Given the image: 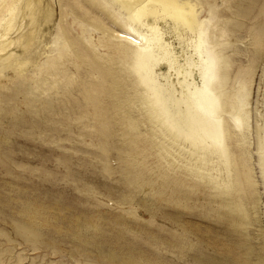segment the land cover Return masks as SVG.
Masks as SVG:
<instances>
[{
    "label": "rangeland",
    "instance_id": "rangeland-1",
    "mask_svg": "<svg viewBox=\"0 0 264 264\" xmlns=\"http://www.w3.org/2000/svg\"><path fill=\"white\" fill-rule=\"evenodd\" d=\"M181 1L167 52L112 0L4 1L0 264H264V0Z\"/></svg>",
    "mask_w": 264,
    "mask_h": 264
},
{
    "label": "bare ground",
    "instance_id": "bare-ground-1",
    "mask_svg": "<svg viewBox=\"0 0 264 264\" xmlns=\"http://www.w3.org/2000/svg\"><path fill=\"white\" fill-rule=\"evenodd\" d=\"M4 1H6V0H2V4L0 5L1 7H0V15L3 13V11H7L8 10V7H6V5H4L3 3H4ZM10 1V3L11 4H13L14 2H13V0H9ZM113 2H114V4H117V7H118V10L120 11V12H124V14L126 15V19H127V22H129V23H133V25L134 26H137L138 28H141V29H145V31L147 32L146 34L149 36L148 37V39H149V41H151V43H155V44H157L158 46H159V48L161 49V50H163V51H165V52H167V46L168 45H164L163 43H160V41H161V39H162V35H163V32L161 31V28H160V23L161 22H164V23H166L165 21L166 20H170L171 22H173L176 26H178V27H182V28H184V29H187V30H189V31H191V32H193L194 31V27H195V24L197 23V18H196V12H195V9H194V6L192 5V4H190L188 1H181V0H112ZM16 3V2H15ZM12 9V8H11ZM25 13H27V12H25ZM24 13V14H25ZM10 14H14L13 13V11L11 10L10 11ZM49 14H50V12H49ZM6 14L4 13V16H5ZM8 15V14H7ZM15 16H13V18H14V20H13V24H15V22L17 21V20H20V18H21V13H19V12H16L15 14H14ZM11 16V15H10ZM24 17V16H23ZM29 17V16H28ZM3 18H5V17H3ZM12 17H11V19H13ZM5 19H7V18H5ZM24 19L26 20V18L24 17ZM1 20V19H0ZM36 20V19H35ZM23 21V20H22ZM11 23H12V21H10ZM9 24V23H8ZM11 25V24H10ZM10 25H7V26H10ZM25 25V24H24ZM38 25V24H37ZM36 25V26H37ZM4 26V25H3ZM6 26V25H5ZM7 28V27H6ZM5 28V29H6ZM138 28H137V30H138ZM4 29V28H3ZM144 31V32H145ZM7 32V31H6ZM5 32V33H6ZM9 32V31H8ZM3 32H1L0 31V34H2ZM39 33H41V32H39ZM7 34V33H6ZM5 34V35H6ZM18 34H20V33H17L16 32V35H15V41H14V43H15V45H14V47H21V45H22V43H23V41L22 40H24V39H22L21 38V36H18ZM27 34H29V33H27ZM145 34V35H146ZM30 35V34H29ZM28 35V36H29ZM39 35V34H38ZM116 35V37H118V38H120V39H122V40H126V41H128V42H130V43H134V44H138V43H141V41H139L138 40V38L137 37H132L131 36V34L129 33V32H127V31H125V30H122V31H117V33L115 34ZM142 35V34H141ZM4 36V35H3ZM7 36V35H6ZM24 36H26V35H24ZM36 35H33L32 36V38H36L35 37ZM40 36V35H39ZM29 37H31V36H29ZM38 37V36H37ZM145 36H144V34H143V36L140 38V39H143ZM1 38H3V37H0V39ZM144 39H146V38H144ZM13 41V40H12ZM12 41H10L9 43H11ZM26 41V40H25ZM28 41H30V40H28ZM38 41V40H37ZM4 42H6V40L4 39ZM4 42H1V43H4ZM8 42V41H7ZM27 42V41H26ZM8 43V44H9ZM7 44V45H8ZM28 44V43H27ZM45 44V43H44ZM153 44H152V46H153ZM25 45V44H24ZM156 45V46H157ZM1 46V45H0ZM27 46V45H26ZM37 46V45H36ZM4 47H6V45L5 46H3V48ZM33 48H34V46H33ZM36 48V47H35ZM163 51H161L162 53H163ZM25 52H27V51H25ZM29 52V51H28ZM3 54V52H2V49H1V47H0V63H2V62H4L5 60H4V58H3V56L4 55H2ZM168 54V53H167ZM170 54V53H169ZM169 56V55H168ZM6 57V56H5ZM165 57V56H164ZM171 57H172V55H171ZM170 57V58H171ZM174 57V56H173ZM28 58V57H27ZM167 59H168V57H166ZM9 60V59H8ZM25 60V59H24ZM28 60V59H27ZM27 60H26V62H27ZM167 61V60H166ZM171 61H173V59L172 60H170V61H168V62H170L171 64H172V62ZM7 62V61H6ZM25 61L24 62H22V63H26ZM176 61L174 60V63H175ZM12 63H20V60H14V62H12ZM30 63V62H29ZM167 63V62H166ZM220 63V62H219ZM219 63H217L218 65H219ZM180 64V63H179ZM188 64V66H189V63H187ZM167 65V64H166ZM169 65V64H168ZM173 65V64H172ZM177 65V64H176ZM216 65V64H215ZM170 66V65H169ZM217 66V65H216ZM222 66V65H221ZM174 67H175V64H174ZM179 67V66H178ZM183 67V66H182ZM212 67H214V66H212ZM3 68V67H2ZM170 68V67H169ZM168 68V69H169ZM173 68V67H172ZM217 68V67H216ZM174 69H176V67L174 68ZM173 69V70H174ZM180 69V68H179ZM188 69V68H187ZM189 70H190V67H189ZM213 70V69H212ZM170 71H172V69L170 70ZM177 71H178V69H177ZM177 71H174V72H177ZM180 71V70H179ZM186 71V69L183 71V72H185ZM224 71V70H223ZM190 72V71H189ZM188 72V73H189ZM213 72V71H212ZM165 73V72H164ZM180 73V72H179ZM216 73V72H215ZM224 73H227L226 71H224ZM175 74V73H174ZM191 73H189V74H187V75H190ZM169 75V74H168ZM171 75V74H170ZM182 75V74H181ZM215 75V74H214ZM178 76H180V75H178ZM216 76V75H215ZM228 76V75H227ZM185 77V76H184ZM188 77H190V76H188ZM177 78H179V77H177ZM182 78V77H181ZM181 78H180V80H181ZM185 79V78H184ZM212 79V78H211ZM174 80H175V77H174ZM183 80V79H182ZM181 80V81H182ZM216 80V79H215ZM1 81V80H0ZM178 81V80H177ZM185 81V80H184ZM187 81V80H186ZM227 81H228V79H227ZM244 81V80H243ZM174 83V82H173ZM179 83V82H178ZM187 82H185L184 84H186ZM191 83V82H190ZM189 83V84H190ZM211 83H212V81H211ZM213 83H216L215 81L213 82ZM241 83V82H240ZM239 83V84H240ZM172 84V83H171ZM175 84V83H174ZM188 84V83H187ZM186 84V85H187ZM188 84V85H189ZM217 84V83H216ZM177 85V84H176ZM175 85V86H176ZM183 85V84H182ZM215 85V84H214ZM241 85V86H240ZM239 86L240 87H242V85H243V83H241ZM245 85V84H244ZM172 86H174V85H172ZM190 86V85H189ZM208 86H209V84H208ZM227 86V85H226ZM180 87V86H179ZM188 87V86H187ZM186 87V88H187ZM239 87V88H240ZM190 88V87H189ZM218 88V87H217ZM238 88V87H237ZM236 88V89H237ZM243 88V87H242ZM244 88H245V86H244ZM191 89V88H190ZM207 89H208V87H207ZM206 89V90H207ZM236 89L234 90V91H236ZM241 89V88H240ZM213 90V89H212ZM212 90H210V91H212ZM244 90H246V88L244 89ZM186 90L184 89V92H185ZM188 91H189V89H188ZM188 91H186L185 93H187ZM194 91V90H193ZM197 91V90H196ZM196 91H194V93L196 92ZM208 91V90H207ZM233 91V92H234ZM239 91V90H238ZM180 92L181 91H178L177 93H179V95H180ZM232 92V93H233ZM2 92L0 91V97H2L3 95L1 94ZM183 93V92H182ZM198 93H199V91H198ZM228 93V92H227ZM227 93H226V95H227ZM230 93V92H229ZM228 93V94H229ZM238 93V92H237ZM184 94V93H183ZM188 94V93H187ZM193 94V93H192ZM196 95V94H195ZM245 95H247L246 93H244L243 94V92H240V93H238L237 94V96H235V99L234 98H232V96H231V98H229V99H227V104H225L226 105V107L225 108H228L229 109V111L231 112V110L232 109H234L235 107H237L238 106V103H241L242 104V102H244L245 101ZM201 97H203L202 95H200ZM199 96V97H200ZM177 97H178V95H177ZM196 97V96H195ZM195 97H193L194 99H195ZM198 97V98H199ZM200 97V98H201ZM227 97V96H226ZM230 97V96H229ZM181 98V97H180ZM192 98V97H191ZM197 98V99H198ZM205 98V97H204ZM207 98V97H206ZM228 98V97H227ZM218 99V98H217ZM189 100V99H188ZM200 100V99H199ZM198 100V101H199ZM226 100V99H225ZM247 100V99H246ZM181 101V100H180ZM187 101V100H186ZM179 102V101H178ZM206 102V101H205ZM209 102V101H208ZM181 103H183V102H181ZM186 103H188V101L186 102ZM185 103V104H186ZM202 103V102H201ZM225 103V102H224ZM223 103V104H224ZM196 104H199L198 102L196 103ZM195 103H194V105H196ZM205 104V103H204ZM245 103H243L242 104V106L244 105ZM246 104H247V101H246ZM245 104V105H246ZM184 105V104H183ZM188 105V104H187ZM201 105V104H200ZM208 105V104H207ZM244 105V106H245ZM209 106V105H208ZM211 106V105H210ZM241 106V105H240ZM183 107V106H182ZM189 107V106H188ZM191 107V106H190ZM194 107V106H193ZM196 107V106H195ZM204 107V106H203ZM212 107V106H211ZM224 107V106H223ZM184 108V107H183ZM187 108V107H186ZM186 108H185V110H186ZM205 108V107H204ZM224 108V109H225ZM227 109V110H228ZM188 110V109H187ZM186 110V111H187ZM192 110V109H191ZM203 110V109H202ZM226 110V109H225ZM244 110H245V108H244ZM195 111V110H194ZM193 111V112H194ZM246 111V110H245ZM195 112H197V111H195ZM207 112H209L208 110H207ZM216 112V111H215ZM247 112V111H246ZM199 113H200V111H199ZM199 113H198V115H199ZM202 113V112H201ZM194 114V113H193ZM213 114V113H212ZM189 115H190V113H189ZM202 115V114H201ZM207 115H209V114H207ZM247 115V114H246ZM245 115V116H246ZM191 116V115H190ZM193 116V115H192ZM214 116V115H213ZM202 117V116H201ZM207 117V116H206ZM205 117V118H206ZM229 117H231V116H229ZM193 119H195V122L196 121H198V122H196L197 124L201 121V119H203L204 118V116L200 119V120H198L199 118L197 117V116H195L194 115V117H192ZM192 118H190V119H192ZM208 118H211V117H208ZM207 118V119H208ZM226 118V117H225ZM232 118V117H231ZM231 118H230V120H231ZM243 118V117H242ZM239 115H236V122H237V124H236V126L237 127H240V124H241V122H242V119ZM206 120V119H205ZM209 120H211V119H209ZM226 120H227V118H226ZM189 121V120H188ZM208 121V120H207ZM232 121V120H231ZM244 121H246V120H244ZM192 122V121H191ZM193 122H194V120H193ZM209 122V121H208ZM235 122V123H236ZM246 123V122H245ZM199 124H201V123H199ZM206 124H207V122H206ZM233 124V123H232ZM191 125H192V123H191ZM194 125V127H195V123L193 124ZM203 124H201V126H202ZM209 125V124H208ZM200 126V127H201ZM207 126V125H206ZM210 126H213V125H210ZM236 126L234 125V127L236 128ZM207 127H209V126H207ZM198 128H199V126H198ZM203 127H201V129H202ZM213 128V127H212ZM204 129V128H203ZM233 128L232 127H229V126H227L226 127V129L225 130H223V131H225L224 132V134H225V138L226 137H228V138H230V135H231V132L234 130H232ZM210 130V129H209ZM212 130H215V129H212ZM220 130H221V128H220ZM203 131V130H202ZM206 131V130H205ZM237 131V130H236ZM259 131V130H258ZM209 132H211V131H209ZM214 132V131H213ZM221 132V131H220ZM235 132V131H234ZM257 132V131H256ZM260 132V131H259ZM258 132V133H259ZM205 133V132H204ZM206 133H207V131H206ZM211 134V133H210ZM206 135V134H205ZM218 135V134H217ZM258 135H260V134H258ZM207 136H208V133H207ZM210 136V135H209ZM211 136H212V134H211ZM214 136V135H213ZM194 136H192V138H193ZM258 137V136H257ZM263 137V136H262ZM191 138V139H192ZM212 138V137H211ZM214 138V137H213ZM227 140V139H226ZM194 141H195V138H194ZM231 141V140H230ZM237 141V140H236ZM211 142V141H210ZM228 142V141H227ZM231 144H232V142H231ZM235 144V143H234ZM256 145H257V147L256 148H258V153H260L261 152V155L262 154H264V139H262L261 137H258L257 138V140H256ZM208 147V146H207ZM217 148H220V147H218L217 146ZM221 148H222V146H221ZM220 148V149H221ZM223 149H225V148H222V151H224ZM234 149H235V147H234ZM184 152V151H183ZM243 152V151H242ZM199 153V152H198ZM231 153V152H230ZM224 155V154H223ZM234 155V154H233ZM232 155V156H233ZM235 156V155H234ZM244 156V155H243ZM238 157L239 156H235L234 158H235V160H237L238 159ZM260 157H262V156H260ZM207 158V157H206ZM231 158V157H230ZM258 158V157H257ZM233 159V158H232ZM239 160H241V162H243L242 161V157H240L239 158ZM258 160V159H257ZM263 162H262V166L264 165V160H262ZM259 161H257V163H258ZM232 163V162H231ZM239 165V164H238ZM235 166V165H234ZM242 168L240 167L239 169H236L237 171L236 172H238V174L236 175L235 173V175L237 176V178H238V180H239V182H242V183H244V182H246L248 179H249V177H248V168H246V166L242 163ZM261 166V165H260ZM259 165H258V167H260ZM261 166V167H262ZM236 167V166H235ZM261 170V169H260ZM233 172H234V170H232ZM262 171H264V170H262ZM261 174H262V172H261ZM264 175V174H263ZM234 178V177H233ZM262 178H264V177H262ZM238 180H237V182L236 183H238ZM263 180V179H262ZM235 181V180H234ZM250 181V180H249ZM253 184V183H252ZM243 185V184H242ZM239 187V186H238Z\"/></svg>",
    "mask_w": 264,
    "mask_h": 264
}]
</instances>
